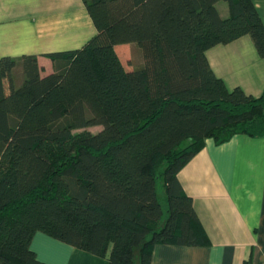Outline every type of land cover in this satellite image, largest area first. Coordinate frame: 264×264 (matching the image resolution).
Wrapping results in <instances>:
<instances>
[{
	"label": "trees",
	"instance_id": "obj_1",
	"mask_svg": "<svg viewBox=\"0 0 264 264\" xmlns=\"http://www.w3.org/2000/svg\"><path fill=\"white\" fill-rule=\"evenodd\" d=\"M82 1L96 35L44 55L53 72L34 56L0 60V264H45L37 232L108 264L208 246L177 174L206 139L264 136V90H228L205 56L247 35L264 57L255 0ZM132 43L138 70L116 52Z\"/></svg>",
	"mask_w": 264,
	"mask_h": 264
},
{
	"label": "crops",
	"instance_id": "obj_2",
	"mask_svg": "<svg viewBox=\"0 0 264 264\" xmlns=\"http://www.w3.org/2000/svg\"><path fill=\"white\" fill-rule=\"evenodd\" d=\"M254 4L264 24V0ZM216 8L228 17L227 4ZM95 35L82 0H0V60L34 56L49 70L44 55L78 50ZM205 56L228 90L262 94L264 57L249 36L214 46ZM177 180L210 244L156 245L151 264H264V136L237 134L220 145L206 139ZM30 249L45 264H108L40 232Z\"/></svg>",
	"mask_w": 264,
	"mask_h": 264
},
{
	"label": "rangeland",
	"instance_id": "obj_3",
	"mask_svg": "<svg viewBox=\"0 0 264 264\" xmlns=\"http://www.w3.org/2000/svg\"><path fill=\"white\" fill-rule=\"evenodd\" d=\"M221 6V4H226L223 1L218 2ZM116 52L119 55L124 67L126 69L131 68L132 70H138L143 67L144 62H143V56H142V51L141 49L134 43L132 44H127V45H119L116 47ZM51 73L53 72V67L49 68V70H44L42 75H45L46 73ZM21 73L18 71L16 76L20 77ZM22 76L20 77V79ZM18 80V79H17ZM101 127H92L88 128L92 133H97Z\"/></svg>",
	"mask_w": 264,
	"mask_h": 264
}]
</instances>
